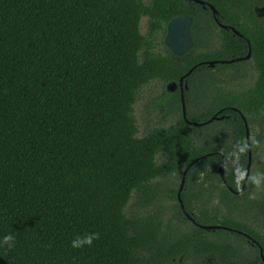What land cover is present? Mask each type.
<instances>
[{
	"label": "trees",
	"instance_id": "1",
	"mask_svg": "<svg viewBox=\"0 0 264 264\" xmlns=\"http://www.w3.org/2000/svg\"><path fill=\"white\" fill-rule=\"evenodd\" d=\"M205 1L248 40L227 35L194 0H0V241L14 237L12 248L0 243V264H264L246 235L198 225L242 230L264 252V0ZM182 15L192 18L194 44L176 54L165 37ZM248 42L251 57L234 59L248 54ZM249 62L254 82L227 88ZM190 69L184 94L196 125L179 90ZM155 79L177 89L150 108L178 110L179 119L141 136L134 105ZM215 115L223 118L208 122ZM243 116L259 170L245 189ZM193 161L182 199L195 221L177 196ZM172 178L177 189L156 182ZM133 194L145 216L126 211ZM163 195L177 201L167 221L154 208ZM88 234L91 245L72 247Z\"/></svg>",
	"mask_w": 264,
	"mask_h": 264
},
{
	"label": "rangeland",
	"instance_id": "2",
	"mask_svg": "<svg viewBox=\"0 0 264 264\" xmlns=\"http://www.w3.org/2000/svg\"><path fill=\"white\" fill-rule=\"evenodd\" d=\"M257 13L260 15H263L264 7L257 8ZM147 30H148L147 19L143 18L142 23H141V31L142 33H146ZM219 59H222V58H219ZM248 66H249L248 73L245 76H243L241 79H235V80L228 79L226 83V87L232 88V89H243V88L250 86L255 80L256 72L252 68L251 62H249ZM238 67L240 69V67H243V66H238ZM238 67L236 68L223 67V68H219V70L229 72V70L230 71L233 69L237 70ZM206 72L210 73L211 71L207 70ZM215 72L217 73V70H215ZM197 77H199L197 79L198 81H202L204 80L205 73L204 74L199 73ZM176 88H177L176 84H173V83L167 84V83H164L160 79H155L151 81L150 83L144 85L140 89L137 102L134 105L135 117H136L138 127L140 129L139 135L142 136L145 133V131L149 128H153V127L160 126V125L170 126V125H174L177 122V120L179 119L178 110L170 111L168 110V107H165V106H158L154 109L150 108V104L152 101L163 97L166 91H171V90L173 91ZM263 142H264V139H263ZM262 147H263V152H264L263 144H262ZM238 158L239 156L236 153L235 158L232 161L234 165L238 162ZM258 174H259L258 165L257 164L252 165L250 169V176L257 178L259 176ZM156 182L161 183V186L164 187V189L166 188H173V189L176 188L177 189L179 187V181L177 178H172L171 180H168L167 182L166 181L163 182L160 180H157ZM255 195L256 196L258 195L260 197L261 193L257 192ZM136 201L137 200L135 198V195L133 194L131 199L129 200L126 211L128 212V214L136 213L140 216H145V214L148 213L149 210L146 211V210L141 209L139 206H136ZM176 204H177V201L175 199L168 198L163 195L158 200L157 205H155L154 208L161 206L163 208L162 212L164 213L163 215L164 219L165 221H167L169 217H171L173 214L176 213ZM174 222H177V218L174 219ZM208 259H209L208 261H211L213 260V257L211 256V258H208ZM145 264H152V263L146 262ZM172 264H178V263H172ZM180 264H193V263L191 260L187 259V260H183L182 262H180Z\"/></svg>",
	"mask_w": 264,
	"mask_h": 264
},
{
	"label": "water",
	"instance_id": "3",
	"mask_svg": "<svg viewBox=\"0 0 264 264\" xmlns=\"http://www.w3.org/2000/svg\"><path fill=\"white\" fill-rule=\"evenodd\" d=\"M198 3H201L202 5H204V7L206 6H209L211 9H212V12L215 16V19L216 21L218 22V24L225 28V29H228L229 26L226 25V24H223L222 22H220V20L217 18V14H218V10L217 8L209 3V2H206L205 0H194ZM191 24H192V18L190 16H187V15H182V16H178V17H175L173 18L169 24H168V32H167V35H166V44L168 45V47L173 51L175 52L176 54H183L184 52H186L187 50H189L192 46H193V37L191 35ZM236 33H238L239 35H242L237 29H235L233 26L231 27ZM250 45V44H249ZM251 56V46H250V51L247 55L243 56V57H240L238 58L237 60H244V59H248L249 57ZM235 60H220V62H224V63H230V62H233ZM209 65H214L216 64V60H209L207 61ZM196 66H194L193 68H195ZM192 70L193 69H190L185 75H183L181 78H180V81H179V85H180V89H181V102H182V110H183V115L185 117V119L189 122V123H192V124H198L197 122H194V121H189L187 119V108H186V100H185V94H184V91L185 89L188 88V83L187 81H185V78L187 76H189L191 73H192ZM236 109V108H235ZM222 119L223 117H217L216 115L213 116L208 122H211L213 121L214 119ZM243 119L245 121V125H246V141H247V147H248V151H249V161H248V164H247V171H246V175H245V179H244V183H243V186H242V189H245V186L247 184V181L250 177V169H251V166H252V150H251V141H250V128H249V124L245 118V116H243ZM223 157V162L222 164L220 165L219 167V172H220V175H221V178L223 179L224 183L226 185H228V182L226 180V177H225V158L224 156ZM198 160V159H196ZM194 163L191 162L190 165L185 169L184 173H183V176H182V179H181V183H180V187L178 189V200L181 204V207L182 209L185 211L186 215L192 220V221H195L193 219V217L188 213L186 212L185 210V204L183 202V199H182V190L184 188V184H185V181H186V177H187V173H188V169L190 168V166ZM230 189L232 191H234L231 187ZM236 192V191H234ZM237 192H240V191H237ZM198 225L204 229H217V228H224V229H228V230H235L241 234H244L246 235L247 237H249L252 241H256L254 238H252L249 234L243 232L242 230H239V229H234V228H231L229 226H225V225H221V224H201V223H198ZM257 242V241H256ZM259 247H260V254H261V257H262V260L264 262V252H263V247L258 243Z\"/></svg>",
	"mask_w": 264,
	"mask_h": 264
},
{
	"label": "clouds",
	"instance_id": "4",
	"mask_svg": "<svg viewBox=\"0 0 264 264\" xmlns=\"http://www.w3.org/2000/svg\"><path fill=\"white\" fill-rule=\"evenodd\" d=\"M95 238H96L95 234H88L82 238L77 237L76 239H74L71 242L72 247H80V246L85 245V244L91 245ZM13 241H14V237L12 235H5L2 239V241H0V243L7 244V246L9 248H12L14 246Z\"/></svg>",
	"mask_w": 264,
	"mask_h": 264
},
{
	"label": "flooded vegetation",
	"instance_id": "5",
	"mask_svg": "<svg viewBox=\"0 0 264 264\" xmlns=\"http://www.w3.org/2000/svg\"><path fill=\"white\" fill-rule=\"evenodd\" d=\"M227 25V24H226ZM229 26V28L227 29L228 31H229V33L227 34V35H238V36H240V37H242V38H244L245 40H248L235 26H233L235 29H237L242 35H239L238 33H236L231 27H232V25H228ZM225 29V28H224ZM167 32H168V30H167ZM167 35V34H166ZM165 39H166V37H165ZM250 44V42H248V47H249V51H250V46H251V44ZM249 51H248V53H249ZM243 57V56H242ZM251 57V56H250ZM249 57V58H250ZM238 58H240V57H238ZM238 58H234V59H238ZM248 58V59H249ZM186 81V80H185ZM177 89V88H176ZM175 89V90H176ZM179 90H180V94H181V89H180V85H179ZM237 192V191H236ZM249 238V237H248ZM253 238V237H252ZM250 239V238H249ZM251 240V239H250ZM252 241V240H251ZM253 243H256L257 245H258V242H256V241H252ZM208 259V258H207Z\"/></svg>",
	"mask_w": 264,
	"mask_h": 264
}]
</instances>
